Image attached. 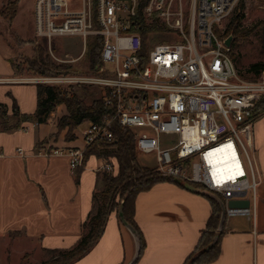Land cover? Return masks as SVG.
Wrapping results in <instances>:
<instances>
[{
  "label": "built area",
  "instance_id": "2783aa9c",
  "mask_svg": "<svg viewBox=\"0 0 264 264\" xmlns=\"http://www.w3.org/2000/svg\"><path fill=\"white\" fill-rule=\"evenodd\" d=\"M240 1L34 0L35 35L52 52L60 35L83 38L80 54L69 60L81 58L93 44L101 47V60L87 71L40 73L36 79L106 88L105 102L114 112L89 122L85 145L114 139L111 124L117 119L135 131L138 150L155 153L159 172L217 192L227 214H250L261 181L255 124L264 69L245 77L225 41V23ZM155 21L163 27H150ZM140 29L148 39L161 31L169 40L145 46ZM218 146L226 164L215 160ZM84 150L52 152L68 153L74 169L83 164ZM104 168L117 170L116 157L99 169ZM233 197H249L250 204L231 207Z\"/></svg>",
  "mask_w": 264,
  "mask_h": 264
},
{
  "label": "crops",
  "instance_id": "0c3cea01",
  "mask_svg": "<svg viewBox=\"0 0 264 264\" xmlns=\"http://www.w3.org/2000/svg\"><path fill=\"white\" fill-rule=\"evenodd\" d=\"M11 57L0 51V100L9 113L14 98L21 111L32 112L38 102L37 75L18 72ZM64 113L66 108L59 104L46 122L28 120L10 129L0 125V238L7 247L16 240L30 241L20 250L19 261L26 254L44 259L54 249L74 245L93 208L99 168L107 157L91 153L72 169L68 153L52 152L58 147L67 151L85 145L87 127L80 130L76 126L70 138L68 126H58ZM255 144L261 170L255 210L237 214L235 219L229 218L235 214H227L220 254L195 264H264V113L255 124ZM211 211L210 198L189 184L164 179L140 190L134 218L145 246L134 264H183ZM135 249L133 234L113 210L99 239L69 264H121Z\"/></svg>",
  "mask_w": 264,
  "mask_h": 264
},
{
  "label": "trees",
  "instance_id": "16d2710c",
  "mask_svg": "<svg viewBox=\"0 0 264 264\" xmlns=\"http://www.w3.org/2000/svg\"><path fill=\"white\" fill-rule=\"evenodd\" d=\"M244 6L245 0H241L224 30L226 35L230 32L233 33L230 52L236 61L237 54L234 52V45L246 37L256 25L248 28L241 26L244 16ZM14 15L15 10L11 14V18ZM257 24L264 27V18L260 19ZM150 27L157 29L163 27V25L155 21ZM140 30L146 46L147 31L145 29ZM37 48L40 49L41 47ZM100 49L101 47L96 45L88 49L87 55L89 56L90 67H93L101 60ZM30 65L41 74L67 72L70 66L67 62L55 61L49 54H44L42 49H40L37 56L30 60ZM262 69H264V62L256 61L248 68L249 72H253L252 75L242 74L245 77L254 78L259 75ZM84 87L87 88L86 86ZM98 88L100 95H94L91 102H86L85 98L76 90H69L57 84L38 82V102L36 109L32 112L21 111L16 98H14L12 112L9 113L6 104L0 100V125L4 129H10L20 127L24 121L28 120L46 122L57 104L64 102L67 107V113L59 117L58 126L60 128L68 126L67 137L72 138L75 136L73 129L82 121H101L105 114H112L114 112V106L108 105L105 102L103 91H106V88L101 89L100 86ZM256 112L259 116L264 113V96L258 102ZM111 128L114 131L115 138L112 140L98 139L93 143L87 144L84 150V161L91 153L103 154L107 158L115 156L118 169L115 171L105 168L100 169L97 180L98 185L93 195V208L83 222L82 235L71 247L54 249V251H57V254L52 259L55 261V264H69L88 251L102 235L107 219L113 210L117 211L119 219L121 220L119 207L122 201L126 219L136 227L140 236L141 249L139 258L145 246V238L134 218L136 194L140 190L149 188L155 182L164 179L185 184L178 179L180 177L176 178L175 176H171L173 178H170L164 176L156 167L140 163L135 141V131L130 127L115 119L111 124ZM207 196L212 202L211 214L207 219L206 226L197 244L190 254H188L183 264L207 262L216 258L221 252V238L225 227L218 229V224L222 208L217 199L209 195ZM215 234V239H213ZM43 262L45 263L46 260ZM43 262L41 264H44ZM47 262L51 261L47 260Z\"/></svg>",
  "mask_w": 264,
  "mask_h": 264
},
{
  "label": "rangeland",
  "instance_id": "374dc122",
  "mask_svg": "<svg viewBox=\"0 0 264 264\" xmlns=\"http://www.w3.org/2000/svg\"><path fill=\"white\" fill-rule=\"evenodd\" d=\"M14 10L15 15L11 18V14L14 13ZM243 10L244 16L242 18L241 26L243 28H248L253 27L255 24L256 25L246 37L242 38V40L238 41L234 45L233 49L237 54V61H235L241 73L252 75L253 72L248 71V68L251 66V64L256 61L264 62V27L257 24L260 19L264 18V0H245V6ZM231 17L226 21L224 29L226 28V24L230 21ZM215 29L221 36L225 35L222 31V28H220L217 24L215 25ZM167 40H169L168 33H162L161 31H158L156 32V36L152 38L149 37V39L147 38V44H150L152 41L163 42ZM53 43L54 47L52 52L47 46H45L44 40L38 38L35 35L34 0H0V51L6 54L10 53L12 55L11 60L13 61L18 72L36 75L40 74L30 65V60L38 55L40 49L43 50L44 54H49L50 57L57 62L69 63L70 66L67 72H84L89 70L90 60L89 56L87 55L88 50L81 58L69 60L70 58L76 57L80 54L83 48V38L81 36H55ZM94 45L96 44L91 45L89 48ZM37 47L41 48L38 49ZM53 74L58 73H52L50 75ZM43 83L57 84L69 90H76L81 94V96L85 98L86 102H91L94 95H100V91L98 88L99 85L66 82L60 84L54 82ZM84 86H86L87 88H85ZM59 104L64 105L67 110L66 104L64 102ZM88 124L89 120H84L80 124H78V127L80 130H84V128H86ZM85 147L86 146L84 145L83 148ZM137 152L138 158L143 164L156 167L155 165L157 163V160L154 152H146L138 149ZM109 159L110 157L107 158V160ZM161 174L173 178L169 175H165L163 173ZM178 179H180L185 184L204 188L202 185L195 181L185 178ZM229 218L235 219L238 218V216L237 214L229 215ZM215 236L216 234L213 236V239H215ZM29 242L30 241L24 239L19 240V242H17L16 240L14 241L13 245L7 247L5 241L1 237L0 264H13L14 262H17L16 264H41L44 260H46L45 263L43 262L44 264H55V261L52 259L54 258L55 254H57V251L49 252L44 259L39 258L40 255L35 254L31 257L33 258L32 260L31 258H29V255L26 254V256H22L21 260L19 261L21 254L20 250L27 246ZM47 260L51 262H47Z\"/></svg>",
  "mask_w": 264,
  "mask_h": 264
},
{
  "label": "water",
  "instance_id": "95a60500",
  "mask_svg": "<svg viewBox=\"0 0 264 264\" xmlns=\"http://www.w3.org/2000/svg\"><path fill=\"white\" fill-rule=\"evenodd\" d=\"M232 39H233V34L230 33L225 38V41L228 45H231ZM190 186H192L194 189H196V190H198V191H200L206 195H209V196H211V197H213L219 201L221 208H222V211H221V217H220L219 224H218V229H222L224 227L225 220L227 217V210H226L227 204H226L225 200L222 198L221 195H219L217 192H215L213 190H210V189L205 188V187L201 188V187H198L195 185H190ZM249 204H250L249 197H233V198H230L228 200V205L231 207L248 206ZM119 215H120L122 222L130 230V232L133 234L134 239H135V243H136L135 253L127 262L124 263V264H133L140 254L141 241H140V236H139V233H138L136 227L132 223H130L125 217L124 210H123V201L121 202L120 207H119Z\"/></svg>",
  "mask_w": 264,
  "mask_h": 264
},
{
  "label": "bare ground",
  "instance_id": "6f19581e",
  "mask_svg": "<svg viewBox=\"0 0 264 264\" xmlns=\"http://www.w3.org/2000/svg\"><path fill=\"white\" fill-rule=\"evenodd\" d=\"M221 146H224V145H221ZM221 146H218L217 148H216V150H217V158H215V160L217 161V162H222L221 164H226L227 162L225 161L226 160V158H220V157H218L219 155H221L222 153H221V149L223 148V147H221Z\"/></svg>",
  "mask_w": 264,
  "mask_h": 264
}]
</instances>
